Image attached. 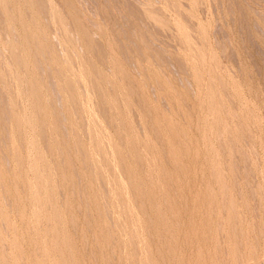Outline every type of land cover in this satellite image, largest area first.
Returning <instances> with one entry per match:
<instances>
[{
  "label": "rangeland",
  "instance_id": "1",
  "mask_svg": "<svg viewBox=\"0 0 264 264\" xmlns=\"http://www.w3.org/2000/svg\"><path fill=\"white\" fill-rule=\"evenodd\" d=\"M263 17L0 0V264H264Z\"/></svg>",
  "mask_w": 264,
  "mask_h": 264
},
{
  "label": "bare ground",
  "instance_id": "2",
  "mask_svg": "<svg viewBox=\"0 0 264 264\" xmlns=\"http://www.w3.org/2000/svg\"><path fill=\"white\" fill-rule=\"evenodd\" d=\"M8 1V0H7ZM11 1V0H10ZM32 1V0H31ZM62 1V0H61ZM102 1V0H101ZM113 1V0H112ZM189 1V0H188ZM50 2V1H49ZM136 2V1H135ZM176 2V1H175ZM226 2V1H225ZM235 2V1H234ZM27 3V2H26ZM40 3V2H39ZM53 3V2H52ZM133 3V2H132ZM174 3V2H173ZM190 3V2H189ZM2 4V3H1ZM143 4V3H142ZM87 5V4H86ZM118 5V4H117ZM183 5V4H182ZM190 5V4H189ZM199 5V4H198ZM29 6H31V5H29ZM38 6V5H37ZM44 6V5H43ZM133 6V5H132ZM197 6V5H196ZM196 6H194V7H196ZM203 6V5H202ZM258 6V5H257ZM11 7V6H10ZM9 7V8H10ZM21 7V6H20ZM76 7V6H75ZM131 7V6H130ZM140 7V6H139ZM138 7V8H139ZM204 7V6H203ZM170 8V7H169ZM200 8H201V6H200ZM27 9H28V6H27ZM30 9V8H29ZM131 9V8H130ZM133 9V8H132ZM177 9V8H176ZM183 9V8H182ZM181 9V10H182ZM8 10V9H7ZM54 10V9H53ZM73 10V9H72ZM95 10V9H94ZM102 10V9H101ZM108 10H109V8H108ZM107 10V11H108ZM141 10H143V9H141ZM163 10V9H162ZM200 10H203V9H200ZM5 11V10H4ZM74 11H76V10H74ZM138 11H140V10H138ZM158 11V10H157ZM260 11V10H259ZM2 12V11H1ZM23 12V11H22ZM29 12V11H28ZM90 12V11H89ZM123 12V11H122ZM126 12V11H125ZM141 12V11H140ZM178 12V11H177ZM220 12V11H219ZM258 12V11H257ZM13 13H15V12H13ZM26 13V12H25ZM59 13H61V12H59ZM63 13V12H62ZM70 13H71V11H70ZM110 13V12H109ZM108 13V14H109ZM163 13V12H162ZM180 13H181V11H180ZM197 12H195V14H196ZM199 13V12H198ZM204 13H205V11H204ZM65 14V13H64ZM105 14V13H104ZM137 15H139V14H141V13H136ZM190 14V13H189ZM209 14V13H208ZM23 15V14H22ZM111 15V14H110ZM202 15V14H201ZM206 15V14H205ZM204 15V16H205ZM211 15V14H210ZM42 16V15H41ZM58 16V15H57ZM136 16V15H135ZM140 16V15H139ZM142 16V15H141ZM177 16V15H176ZM212 16V15H211ZM210 16V17H211ZM7 17V16H6ZM17 17V16H16ZM21 17V16H20ZM26 17V16H25ZM129 17V16H128ZM132 17V16H131ZM134 17V16H133ZM137 17V16H136ZM209 17V18H210ZM18 18V17H17ZM22 18H23V16H22ZM34 18H35V16H34ZM58 18V17H57ZM85 18V17H84ZM83 18V19H84ZM142 19H144L143 17H141ZM184 18V17H183ZM187 18V17H186ZM185 18V19H186ZM200 18V17H199ZM202 18V17H201ZM207 18V17H206ZM261 18V17H260ZM264 18V17H263ZM70 19V18H69ZM140 19V18H139ZM23 20V19H22ZM25 20V19H24ZM107 20H108V18H107ZM130 20H131V18H130ZM19 21V20H18ZM21 21V20H20ZM182 21H183V19H182ZM202 21V20H201ZM205 21V20H204ZM209 21V20H208ZM9 22V21H8ZM216 21H214V23H215ZM10 23V22H9ZM90 23V22H89ZM110 23V22H109ZM148 23H149V21H148ZM153 23V22H152ZM194 23V22H193ZM202 23V22H201ZM25 23H23V25H24ZM94 24V23H93ZM6 25H8V24H6ZM22 25V26H23ZM109 25V24H108ZM112 25V24H111ZM174 25V24H173ZM184 25V24H183ZM188 25V24H187ZM192 25V24H191ZM257 25V24H256ZM11 26H13V25H11ZM34 26V25H33ZM169 26V25H168ZM186 26V25H185ZM190 26V25H189ZM239 26V25H238ZM25 27V26H24ZM164 27V26H163ZM217 27V26H216ZM7 28H9V27H7ZM127 28H128V26H127ZM170 28V27H169ZM203 28V27H202ZM218 28V27H217ZM6 29V28H5ZM17 29V28H16ZM43 29H45V28H43ZM64 29V28H63ZM134 29V28H133ZM159 29V28H158ZM187 29V28H186ZM15 30V29H14ZM28 30V29H27ZM35 30V29H34ZM66 30V29H65ZM213 30H215V29H213ZM10 31V30H9ZM67 31V30H66ZM261 31H262V29H261ZM63 32V31H62ZM111 32V31H110ZM188 32V31H187ZM195 32V31H194ZM238 32H240V31H238ZM263 32V31H262ZM16 33V32H15ZM28 33V32H27ZM26 33V34H27ZM94 33V32H93ZM204 33V32H203ZM11 34V33H10ZM72 34V33H71ZM101 34V33H100ZM154 34V33H153ZM155 35V34H154ZM170 35V34H169ZM216 35H218V34H216ZM223 35V34H222ZM47 36V35H46ZM84 36V35H83ZM152 36V35H151ZM18 37V36H17ZM40 37H41V35H40ZM66 37V36H65ZM94 37V36H93ZM155 37V36H154ZM252 37V36H251ZM11 38V37H10ZM94 38H96V37H94ZM22 39V38H21ZM44 39V38H43ZM47 39V38H46ZM76 39V38H75ZM115 39V38H114ZM192 39V38H191ZM205 39V38H204ZM36 40V39H35ZM41 40V39H40ZM63 40V39H62ZM123 40V39H122ZM172 40V39H171ZM255 41V40H254ZM23 42V41H22ZM33 42V41H32ZM38 42V41H37ZM36 42V43H37ZM45 42V41H44ZM256 42V41H255ZM116 43V42H115ZM19 44V43H18ZM20 44H21V42H20ZM218 44V43H217ZM97 45V44H96ZM222 45V44H221ZM34 46H36V45H34ZM40 46V45H39ZM50 46V45H49ZM92 46H94V45H92ZM30 47V46H29ZM32 47V46H31ZM172 47V46H171ZM209 47V46H208ZM222 47V46H221ZM125 48V47H124ZM175 48V47H174ZM224 48V47H223ZM29 49V48H28ZM27 49V50H28ZM166 49V48H165ZM195 49V48H194ZM203 49V48H202ZM230 49V48H229ZM262 49V48H261ZM82 50V49H81ZM207 50V49H206ZM205 50V51H206ZM263 50V49H262ZM89 51V50H88ZM93 51V50H92ZM128 51V50H127ZM175 51V50H174ZM187 51V50H186ZM213 51V50H212ZM97 52V51H96ZM129 52V51H128ZM136 52V51H135ZM26 53V52H25ZM34 53V52H33ZM88 53V52H87ZM120 53V52H119ZM219 53V52H218ZM264 53V52H263ZM209 54V53H208ZM19 55V54H18ZM178 55V54H177ZM237 55H239V54H237ZM175 56V55H174ZM214 56V55H213ZM24 57V56H23ZM148 57V56H147ZM152 57V56H151ZM222 57V56H221ZM229 57V56H228ZM45 58V57H44ZM174 59V58H173ZM222 59V58H221ZM6 60V59H5ZM143 60V59H142ZM28 61V60H27ZM54 61V60H53ZM155 61H157V60H155ZM163 61V60H162ZM170 61V60H169ZM172 61V60H171ZM170 61V62H171ZM178 61H179V57H178ZM169 62V63H170ZM180 62V61H179ZM183 62V61H182ZM223 62V61H222ZM12 63V62H11ZM40 63V62H39ZM107 63V62H106ZM154 63H156V62H154ZM158 63V62H157ZM172 63V62H171ZM2 64V63H1ZM27 64V63H26ZM86 64V63H85ZM182 64V63H181ZM140 65V64H139ZM167 65V64H166ZM172 65H175V64H172ZM56 66V65H55ZM72 66V65H71ZM76 66V65H75ZM159 66H160V64H159ZM21 67V66H20ZM42 67V66H41ZM201 67V66H200ZM11 68V67H10ZM18 68V67H17ZM29 68V67H28ZM27 68V69H28ZM56 68V67H55ZM154 68V67H153ZM185 68V67H184ZM64 69V68H63ZM140 70V69H139ZM181 70V69H180ZM206 70L208 71V69L206 68ZM39 71V70H38ZM49 71V70H48ZM57 71V70H56ZM76 71V70H75ZM164 71V70H163ZM163 71H161V72H163ZM169 71V70H168ZM184 71V70H183ZM186 71V70H185ZM22 72V71H21ZM72 73H73V71H72ZM77 73V72H76ZM138 73V72H137ZM179 73V72H178ZM187 73V72H186ZM60 75V74H59ZM101 75V74H100ZM103 75V74H102ZM188 75V74H187ZM249 75V74H248ZM51 76V75H50ZM110 76V75H109ZM182 76H184L183 75V73H182ZM20 77V76H19ZM211 77V76H210ZM42 78H43V76H42ZM182 78V77H181ZM37 79V78H36ZM47 79V78H46ZM67 80V79H66ZM69 80V79H68ZM70 80H72V79H70ZM168 80V79H167ZM217 81H218V79H217ZM39 82V81H38ZM63 82V81H62ZM236 82V81H235ZM5 83V82H4ZM28 83V82H27ZM41 83V82H40ZM90 83V82H89ZM156 83H158V82H156ZM213 83V82H212ZM3 84V83H2ZM85 84V83H84ZM102 84V83H101ZM127 84V83H126ZM43 85V84H42ZM62 85V84H61ZM122 85V84H121ZM222 85V84H221ZM232 85V84H231ZM241 85V84H240ZM191 86V85H190ZM213 86V85H212ZM228 86V85H227ZM252 86V85H251ZM7 87V86H6ZM21 87V86H20ZM80 87V86H79ZM159 87V86H158ZM217 87V86H216ZM234 87V86H233ZM231 88V87H230ZM1 89V88H0ZM86 89V88H85ZM95 89V88H94ZM106 89V88H105ZM206 89V88H205ZM192 90H194L193 88H192ZM226 90V89H225ZM254 90V89H253ZM87 91V90H86ZM95 91V90H94ZM204 91V90H203ZM202 91V92H203ZM243 91V90H242ZM93 92V91H92ZM80 93V92H79ZM133 93V92H132ZM245 93V92H244ZM5 94V93H4ZM28 94V93H27ZM119 94V93H118ZM228 94V93H227ZM46 95V94H45ZM152 95V94H151ZM189 95V94H188ZM204 95V94H203ZM23 96V95H22ZM120 97V96H119ZM134 97V96H133ZM239 97V96H238ZM6 98V97H5ZM169 98V97H168ZM27 99V98H26ZM165 99V98H164ZM216 99V98H215ZM243 99V98H242ZM2 100V99H1ZM263 100V99H262ZM13 101V100H12ZM11 101V102H12ZM22 101V100H21ZM68 102V101H67ZM100 102V101H99ZM10 103V102H9ZM36 104V103H35ZM246 104V103H245ZM80 105V104H79ZM16 106V105H15ZM23 106V105H22ZM80 106H82V105H80ZM85 106H86V104H85ZM187 106V105H186ZM202 106V105H201ZM20 107V106H19ZM29 107V106H28ZM67 107H69V106H67ZM76 107V106H75ZM239 107V106H238ZM27 108V107H26ZM77 108V107H76ZM188 108V107H187ZM16 109V108H15ZM25 109V108H24ZM28 109V108H27ZM55 109V108H54ZM62 109V108H61ZM105 109V108H104ZM241 109V108H240ZM41 110V109H40ZM83 110V109H82ZM107 110V109H106ZM22 111H24L23 109H22ZM42 111V110H41ZM94 111V110H93ZM132 111H134V110H132ZM125 112V111H124ZM255 112V111H254ZM88 113V112H87ZM237 113V112H236ZM238 114V113H237ZM34 115V114H33ZM103 115V114H102ZM148 115H149V113H148ZM258 115V114H257ZM88 117V116H87ZM150 117V115L148 116V118ZM238 117V116H237ZM254 117V116H253ZM252 117V118H253ZM83 118V117H82ZM255 118V117H254ZM59 119V118H58ZM85 119V118H84ZM106 119V118H105ZM214 119V118H213ZM236 120V119H235ZM85 121V120H84ZM11 122V121H10ZM29 122V121H28ZM63 122V121H62ZM118 122H119V120H118ZM221 122V121H220ZM26 123V122H25ZM60 123H61V121H60ZM80 123V122H79ZM92 123V122H91ZM150 123H151V121H150ZM109 124V123H108ZM120 124V123H119ZM200 124V123H199ZM208 124V123H207ZM62 125V124H61ZM85 125H86V123H85ZM136 125V124H135ZM44 126V125H43ZM261 126V125H260ZM33 126H31V128H32ZM78 127V126H77ZM125 127V126H124ZM63 128V127H62ZM85 128V127H84ZM122 128V127H121ZM85 129H87V128H85ZM223 129V128H222ZM256 129V128H255ZM88 131V130H87ZM210 131V130H209ZM213 132V131H212ZM111 133V132H110ZM14 134V133H13ZM27 134V133H26ZM36 134V133H35ZM47 134V133H46ZM29 135H30V133H29ZM81 135V134H80ZM124 135V134H123ZM196 135V134H195ZM201 136V135H200ZM245 136V135H244ZM14 137V136H13ZM38 137V136H37ZM52 137V136H51ZM196 137V136H195ZM256 137V136H255ZM21 138V137H20ZM87 138V137H86ZM14 139V138H13ZM29 139V138H28ZM36 139V138H35ZM88 139V138H87ZM217 139V138H216ZM222 139V138H221ZM27 140V139H26ZM31 140H32V138H31ZM37 140V139H36ZM254 140V139H253ZM38 141V140H37ZM197 141V140H196ZM245 141V140H244ZM20 142V141H19ZM39 142V141H38ZM152 142V141H151ZM40 143V142H39ZM38 144V143H37ZM22 145V144H21ZM26 145H27V143H26ZM29 145V144H28ZM34 145V144H33ZM23 146V145H22ZM21 146V147H22ZM9 147V146H8ZM30 147V146H29ZM40 148V147H39ZM26 149H27V147H26ZM41 149V148H40ZM80 149V148H79ZM257 149V148H256ZM18 150V149H17ZM33 150V149H32ZM217 150V149H216ZM31 151V150H30ZM39 151V150H38ZM158 151V150H157ZM262 151V150H261ZM27 152V151H26ZM68 152V151H67ZM82 152V151H81ZM4 153V152H3ZM40 153V152H39ZM71 153V152H70ZM127 153V152H126ZM204 153V152H203ZM223 154V153H222ZM15 155V154H14ZM28 155V154H27ZM226 155V154H225ZM59 156H61V155H59ZM199 156H200V154H199ZM211 156V155H210ZM217 156V155H216ZM236 156V155H235ZM54 157V156H53ZM227 157V156H226ZM225 157V158H226ZM11 158V157H10ZM29 158H31V157H29ZM61 158V157H60ZM248 158V157H247ZM38 160V159H37ZM258 161V160H257ZM224 162V161H223ZM73 163V162H72ZM221 163V162H220ZM59 164V163H58ZM13 165V164H12ZM26 165V164H25ZM35 165V164H34ZM242 165V164H241ZM31 166V165H30ZM51 166V165H50ZM58 166V165H57ZM66 167V166H65ZM102 167V166H101ZM201 167V166H200ZM209 167V166H208ZM32 168V167H31ZM77 168V167H76ZM206 168V167H205ZM216 168V167H215ZM241 168V167H240ZM27 169V168H26ZM29 169V168H28ZM105 169V168H104ZM251 169V168H250ZM39 170V169H38ZM136 170V169H135ZM93 173V172H92ZM118 174H119V172H118ZM21 175V174H20ZM28 175V174H27ZM65 175V174H64ZM202 175V174H201ZM45 176V175H44ZM111 176V175H110ZM120 176V175H119ZM203 176V175H202ZM206 176V175H205ZM17 177V176H16ZM43 177V176H42ZM52 177V176H51ZM112 177V176H111ZM121 177V176H120ZM249 177V176H248ZM251 177V176H250ZM66 178V177H65ZM180 178V177H179ZM18 179V178H17ZM54 179V178H53ZM52 179V180H53ZM235 179V178H234ZM251 179V178H250ZM257 179V178H256ZM20 180V179H19ZM30 180V179H29ZM195 180V179H194ZM113 183V182H112ZM242 183V182H241ZM48 184V183H47ZM107 184V183H106ZM125 184V183H124ZM226 184V183H225ZM43 185V184H42ZM46 185V184H45ZM85 185V184H84ZM260 186V185H259ZM228 187V186H227ZM28 188V187H27ZM34 188V187H33ZM43 188V187H42ZM85 188V187H84ZM113 188V187H112ZM254 188V187H253ZM52 189V188H51ZM65 189V188H64ZM28 190V189H27ZM113 190V189H112ZM243 190V189H242ZM255 190V189H254ZM22 191V190H21ZM44 191V190H43ZM48 191V190H47ZM31 192V191H30ZM245 192V191H244ZM44 193V192H43ZM256 193V192H255ZM13 194V193H12ZM247 195H248V193H247ZM250 195V194H249ZM7 196V195H6ZM42 196V195H41ZM62 196V195H61ZM32 197V196H31ZM249 197V196H248ZM56 198V197H55ZM112 198V197H111ZM192 198V197H191ZM10 200V199H9ZM263 200V199H262ZM33 201V200H32ZM72 201V200H71ZM9 202V201H8ZM42 202V201H41ZM5 203V202H4ZM33 203V202H32ZM50 203V202H49ZM35 204V203H34ZM191 204V203H190ZM121 206V205H120ZM261 206V205H260ZM1 207V206H0ZM240 207V206H239ZM2 208V207H1ZM27 208V207H26ZM242 208V207H241ZM3 209V208H2ZM58 209V208H57ZM56 209V210H57ZM109 209V208H108ZM118 209V208H117ZM257 209V208H256ZM13 210V209H12ZM16 211V210H15ZM44 211V210H43ZM117 211V210H116ZM13 212V211H12ZM49 212V211H48ZM81 212V211H80ZM190 212V211H189ZM259 212V211H258ZM28 213V212H27ZM137 213V212H136ZM42 214V213H41ZM245 214V213H244ZM28 215V214H27ZM73 215H75V214H73ZM224 215V214H223ZM264 215V214H263ZM30 216V215H29ZM44 216V215H43ZM61 217V216H60ZM30 218V217H29ZM15 219H16V217H15ZM42 219V218H41ZM1 220V219H0ZM33 220V219H32ZM196 220V219H195ZM82 221V220H81ZM50 222V221H49ZM112 222V221H111ZM42 223V222H41ZM53 223V222H52ZM107 223V222H106ZM246 223V222H245ZM67 224V223H66ZM43 225V224H42ZM29 226H30V224H29ZM52 226V225H51ZM60 226V225H59ZM203 226V225H202ZM118 227V226H117ZM225 227V226H224ZM47 228V227H46ZM38 229V228H37ZM59 230V229H58ZM17 231V230H16ZM22 231H23V229H22ZM65 231H66V229H65ZM218 231V230H217ZM248 231V230H247ZM32 232V231H31ZM51 232V231H50ZM124 232V231H123ZM258 231H256V233H257ZM8 233V232H7ZM16 233V232H15ZM76 234V233H75ZM214 234V233H213ZM17 235V234H16ZM64 235H66V234H64ZM40 236V235H39ZM263 236V235H262ZM260 237V236H259ZM34 238V237H33ZM262 238V237H261ZM24 239V238H23ZM22 239V240H23ZM67 239H68V237H67ZM59 242V241H58ZM257 242V241H256ZM3 243V242H2ZM27 243V242H26ZM212 243V242H211ZM236 243V242H235ZM28 244V243H27ZM241 244V243H240ZM0 245H1V243H0ZM6 245V244H5ZM2 246V245H1ZM7 246H8V244H7ZM192 247V246H191ZM196 247V246H195ZM200 247V246H199ZM4 248H6V247H4ZM41 248V247H40ZM202 248V247H201ZM2 249V248H1ZM24 249V248H23ZM29 249V248H28ZM194 250V249H193ZM3 251V250H2ZM164 251V250H163ZM13 253V252H12ZM25 253V252H24ZM62 253H63V251H62ZM204 253V252H203ZM263 253V252H262ZM31 254V253H30ZM7 255H8V253H7ZM85 255V254H84ZM264 255V254H263ZM24 256V255H23ZM155 256V255H154ZM8 257H10V256H8ZM39 257V256H38ZM59 257V256H58ZM63 258V257H62ZM5 259V258H4ZM16 259V258H15ZM64 259V258H63ZM5 261H7L6 259H5ZM31 261V260H30ZM29 261V262H30ZM33 261V260H32ZM39 261V260H38ZM61 261V260H60ZM8 262V261H7ZM66 262V261H65ZM232 262V261H231ZM9 263V262H8Z\"/></svg>",
  "mask_w": 264,
  "mask_h": 264
}]
</instances>
